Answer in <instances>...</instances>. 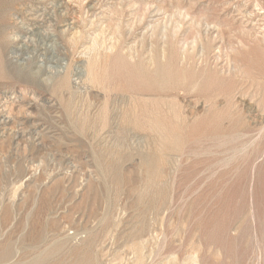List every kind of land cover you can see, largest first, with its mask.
Instances as JSON below:
<instances>
[{
	"label": "rangeland",
	"instance_id": "1",
	"mask_svg": "<svg viewBox=\"0 0 264 264\" xmlns=\"http://www.w3.org/2000/svg\"><path fill=\"white\" fill-rule=\"evenodd\" d=\"M0 60V264H264V0H0Z\"/></svg>",
	"mask_w": 264,
	"mask_h": 264
},
{
	"label": "bare ground",
	"instance_id": "2",
	"mask_svg": "<svg viewBox=\"0 0 264 264\" xmlns=\"http://www.w3.org/2000/svg\"><path fill=\"white\" fill-rule=\"evenodd\" d=\"M37 1H38V0H37ZM2 2H3V1H2ZM2 2H1V3H2ZM19 14H20V13H19ZM21 14H22V13H21ZM24 14H26L25 11H24ZM34 14H36V13H34ZM34 14H33V13H31V14H27V16H29V18H31L30 21L36 19L37 16H35ZM22 15H23V14H22ZM14 17H15V16H14ZM16 17H17V16H16ZM28 21H29V20H28ZM64 23H65V22H64ZM71 26H72V22H70V23H68V24H65V25L62 26V27H64V29H66V30H69V29H71ZM61 31H62V30H61ZM174 32H175V31H174ZM208 32H209V31H208ZM219 33H220V32H219ZM220 36H221V35H220ZM15 38H16V37H15ZM220 38H221V37H220ZM215 39H216V38H215ZM220 40H221V39H220ZM20 41H21V40H20ZM213 41H214V40H212L211 38H209V39H207V41H206L207 46H205V47H204V45L202 46L201 54H200V56H198V61H197V62L200 61L199 64H201V63H207L206 61H207V59H208V57H209V56L207 55V54H208V51H209L210 49L214 50V49L212 48V46H211V45L208 46V44L213 43ZM14 42H16V41H14ZM203 43H204V42H203ZM221 43H222V42H221ZM206 44H205V45H206ZM217 44H218V42H217ZM212 45H213V44H212ZM218 45H219V44H218ZM215 46H216V45H215ZM166 49H167V48H166ZM215 50H216V52L220 53L222 49H221V47H216ZM162 51H163V58H165V56H167L166 53H165L166 50L163 49ZM154 52H155V51H154ZM154 52H153V53H154ZM168 52H169V51H168ZM209 52H210V51H209ZM211 53H212V51H211ZM125 54H126V52H125ZM154 54H155V53H154ZM156 54H157V53H156ZM171 54H173V53H171ZM190 54H191V53H190ZM212 54H213V53H212ZM130 55H131V54H130ZM193 55H194V54H193ZM210 55H211V54H210ZM133 56H134V55H133ZM153 56H155V55H153ZM123 57H124V56H123ZM127 57H128V56H127ZM131 57H132V56H131ZM169 57H170V56H169ZM172 57L174 58V56H172ZM194 57H196V56H194ZM115 58H116V57H115ZM182 58H183V56H182ZM226 58H229V56H228V57L226 56ZM1 59H2V58H1ZM119 59H120V58H119ZM129 59H131V58H129ZM175 59H176V58H174V60H175ZM183 59H184L185 63H187V62L190 63L189 61H191L192 64H193V62H194V61H193V59H194L193 57H192V58H188V59H186V58L184 57ZM154 60H155V59H154ZM154 60H153V61H154ZM156 60H157V58H156ZM0 61H1L0 64H2V60H0ZM195 61H196V59H195ZM168 62H169V61H168ZM168 62H167V63H168ZM168 64H169V63H168ZM168 64H167V65H168ZM177 64H178V62H177ZM194 64H195V62H194ZM237 64H238V63H237ZM184 65H185V64H184ZM189 65H190V64H189ZM189 65H185V66H187V68H188V67H190ZM205 65H206V64H205ZM154 66H156V65H154ZM1 67H2V69H3V66H2V65H1ZM183 67H184V66H183ZM195 67H196V65H195ZM202 67H203V66H202ZM178 68H179V66H178ZM239 68H240V67H239ZM241 68H242V67H241ZM194 69H195V68H194ZM196 69H197V67H196ZM4 70H5V68H4ZM175 71H176V70H175ZM178 71L181 72L180 69H179ZM238 71H239V70H238ZM1 72H2V71H1ZM1 72H0V73H1ZM4 74H5V73H4ZM0 75H1V74H0ZM5 75H6V74H5ZM180 75H181V74H180ZM61 78H62V77H61ZM66 78H67V77H66ZM61 80H62V79H61ZM64 80L66 81V79H64ZM197 80H199V79H197ZM193 81H194V80H193ZM196 82H198V81H195V84H197ZM59 84H60V83H59ZM63 84H66V82H64ZM63 84H62V85H63ZM192 84H193V86H194V82H193ZM191 86H192V85H191ZM197 86H198V85H197ZM197 86H196V87H197ZM191 88H193V87H191ZM174 116H175V114H174ZM178 116H179V115H178ZM178 116H177V118H178ZM2 117H3V116H2ZM3 118H4V117H3ZM1 119H2V118H1ZM6 119H7V118H6ZM2 120H3V119H2ZM4 121H5V120H4ZM249 122H250V121H249ZM255 123H256V122H255ZM147 160H149V159H147ZM152 161H153V160H152ZM144 162H145V160H144ZM151 163H152V162H151ZM146 164H147V163H146ZM152 164H153V163H152ZM144 165H145V164H144ZM147 165H148V164H147ZM150 165H151V164H149V166H150ZM153 165H154V164H153ZM153 165H151V166H153ZM156 165H157V164H156ZM147 168H148V167H147ZM150 168H151V167H150ZM150 168H149V169H150ZM149 169H148V170H149ZM153 169H154V170H153ZM153 169H152L153 172H152V171H151V172H152L153 175H154V173H155V168H153ZM156 172H158V171H156ZM151 176H152V175H150V177H151ZM155 176H156V175H155ZM157 176H158V175H157ZM148 177H149V175H148ZM153 177H154V176H153ZM151 178H152V177H151ZM151 178H149V179H151ZM155 179H156V178H155ZM152 181H153V180H152ZM150 182H151V181H150ZM146 183H147V182H146ZM152 183H154V182H152ZM147 184H148V183H147ZM149 185H150V184H149ZM36 258H37V257H36ZM43 258H44V257H43ZM34 259H35V258H34ZM39 259H40V258H39ZM41 259H42V258H41ZM85 260H88V259H85ZM35 262H36V260H35ZM84 262H85V261H84ZM84 262H83V263H84ZM87 262H88V261H87ZM88 264H89V263H88Z\"/></svg>",
	"mask_w": 264,
	"mask_h": 264
}]
</instances>
